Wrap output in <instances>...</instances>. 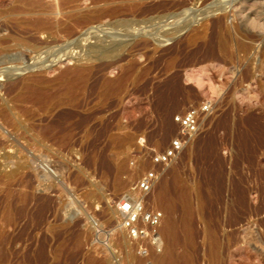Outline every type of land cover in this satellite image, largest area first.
Here are the masks:
<instances>
[{
    "label": "rangeland",
    "instance_id": "374dc122",
    "mask_svg": "<svg viewBox=\"0 0 264 264\" xmlns=\"http://www.w3.org/2000/svg\"><path fill=\"white\" fill-rule=\"evenodd\" d=\"M33 1L0 0V36L53 40ZM95 1L63 5L52 45L89 31L111 58L51 64L14 40L0 57L12 70L0 80V264H159L148 255L170 247L171 218L175 264H264V0ZM134 18L144 31L124 23ZM206 99L201 131L149 195L165 213L161 246L128 240L118 204L178 132L174 115ZM189 185L188 236L179 187Z\"/></svg>",
    "mask_w": 264,
    "mask_h": 264
},
{
    "label": "bare ground",
    "instance_id": "6f19581e",
    "mask_svg": "<svg viewBox=\"0 0 264 264\" xmlns=\"http://www.w3.org/2000/svg\"><path fill=\"white\" fill-rule=\"evenodd\" d=\"M97 1V0H96ZM95 1V2H96ZM101 1V0H100ZM129 1V0H128ZM67 2H70V0H54V2H53V4H51L49 7H47V5L46 6H44V3L43 2H41V0H34L33 2H32V5H33V11H32V13H34L35 15H37L38 17V21H39V25H38V27H36L37 28V30H38V32H47V33H49L48 34V37H51V39H53V40H51V41H49V40H47V39H45V40H39V41H36V39L34 38L33 40L31 39V38H33V37H29V36H25V35H23V34H15V33H10V34H8L7 36H0V57H1V55H2V53L3 52H5L6 53V49H8V47H9V45H11V43H9L11 40H14L15 42H13V43H17V44H15V45H17L18 46V44H22L23 46L25 45V46H27V47H29L28 49H31V51H33V52H36V54H35V56L37 55L38 57L40 56L41 57V55L42 54H45V58H47V60L46 61H50L49 63H54V62H60L61 61V59H65V58H70V59H72V58H75V57H78L79 59H81V61L82 60H84V62L83 63H85V64H89V63H92V62H94L95 60H97L98 58L100 59V58H105V57H110L111 55L110 54H112L109 50H106L105 48H98V46H99V44H98V46L95 44V45H92V44H94V43H92V42H96V41H98V39H100L101 38V36H99V35H97L96 34V36H99L100 38H98V37H94L93 36V34L94 33H89V31H84V32H80L81 34H79L77 37H75L74 39H73V41L69 44V42H70V37H71V32H70V30L68 31V32H70L69 34H67V36H70V37H68L67 38V41H65V42H67L64 46H62V47H60L59 46V48L58 49H56V47H55V45H52V42L53 41H55L54 39V36H53V38H52V35H54V33H56V32H58V30H60V29H64V26H62L63 25V22L62 21H60V19H58V15H62L63 14V5H66V3ZM93 2H94V0H93ZM133 2V1H132ZM131 2V3H132ZM181 1H179L178 3H180ZM217 2V1H216ZM219 2V1H218ZM221 2V1H220ZM226 2H228V1H226ZM232 2V1H231ZM242 4H243V10H245L246 9V6L249 4L250 5V3H252V4H254V3H256V2H258V0H242ZM92 3V2H91ZM129 3V2H128ZM130 3V5L133 7V4H135V2H133V4H131ZM147 3V2H146ZM215 3V2H214ZM77 4V3H76ZM150 4V3H149ZM182 4V3H181ZM181 4H179V5H181ZM215 4H217L216 6L219 8L220 7V5H222V4H220L219 6H218V4L219 3H215ZM241 4V5H242ZM73 5V4H72ZM71 5V6H72ZM126 5V4H125ZM129 5V4H128ZM127 5V6H128ZM136 5H137V2H136ZM225 5V4H224ZM229 5V4H228ZM248 5V6H249ZM74 6V5H73ZM116 6V5H115ZM138 6V5H137ZM182 6V5H181ZM215 6V7H216ZM233 6V5H232ZM235 6V5H234ZM47 7V8H46ZM105 7V6H104ZM111 7H113V6H111ZM117 7H119V5H117ZM120 7H123L124 9L125 8H129V9H127V10H130V6H128V7H125V6H123V5H120ZM141 7V6H140ZM145 7V6H144ZM184 7V6H183ZM217 7H216V9H217ZM221 7H223V6H221ZM113 8H115V7H113ZM111 9V10H114V9ZM187 8V7H186ZM186 8H184L185 9V11H186ZM93 9V8H92ZM101 9V8H100ZM86 10V9H85ZM90 10V9H89ZM126 10V9H125ZM136 10V9H135ZM176 10V9H175ZM91 11V10H90ZM98 13H104L103 11H105V10H98V8H97V10H96ZM95 11V12H96ZM107 11H109V10H107ZM119 11H121L120 9L116 12V13H119ZM122 11H124V10H122ZM177 11V10H176ZM188 11V10H187ZM190 11H193L191 8H190ZM225 11V10H224ZM115 12V11H114ZM189 12V11H188ZM206 13V12H205ZM86 14V13H85ZM114 14V13H113ZM170 15L168 16V17H174L175 15H177V14H175V12H171V13H169ZM75 15L77 16L76 18H75V20H77V22H79V23H88V21H90V19L89 18H87V17H84V15L83 14H81V13H75ZM108 15V14H107ZM110 15V14H109ZM108 15V16H109ZM116 15V14H115ZM68 16V15H67ZM96 16V15H95ZM99 16L100 15H98L97 17L99 18ZM105 16V15H104ZM103 16V17H104ZM93 17V16H92ZM118 17V16H117ZM156 17L157 18H159V19H161L162 17H163V15H159V13H158V15H156ZM67 18V17H66ZM95 18V17H94ZM97 18V19H98ZM116 18V17H115ZM150 18H153V17H150ZM96 19V18H95ZM138 19V18H137ZM136 18H134V19H126L125 21H124V23H128V22H130V26H131V28H133V29H135V30H137L138 31V29L139 28H141V29H139V30H143L144 31V29L145 28H143V27H141L140 26V23L141 22H144L145 23V25L147 24V22H148V20H145V19H143V20H141V21H139V20H137ZM148 19V18H147ZM65 20V19H64ZM72 19H70V21H71ZM115 20H117V19H115ZM118 20H119V18H118ZM150 20H152V19H150ZM154 20V19H153ZM162 20V19H161ZM167 20V19H166ZM76 22V21H75ZM96 22V21H95ZM120 22H123L122 20L120 21ZM149 23H150V21H149ZM91 24V23H90ZM152 24V23H151ZM79 25V24H78ZM84 25H86V24H84ZM111 25V24H110ZM133 25H136V26H133ZM89 26V25H88ZM91 26V25H90ZM138 26V27H137ZM62 27V28H61ZM160 27V26H159ZM143 28V29H142ZM179 28H181V27H179ZM69 28H67V30H68ZM173 29H174V27H173ZM66 30V29H65ZM88 30V29H87ZM90 30H92V29H90ZM94 30V29H93ZM179 29H177V28H175V30H174V32L172 33V32H170L172 35L174 34V33H176L177 31H178ZM181 30V29H180ZM98 31V30H97ZM137 31H135V32H137ZM154 31V30H153ZM157 31V30H156ZM162 31V30H161ZM72 33H73V31H72ZM76 33H77V31H76ZM97 33V32H96ZM168 34L169 36H163V39H161L160 41L162 42H166V41H168L170 38H172V37H170L171 36V34ZM130 34V33H129ZM165 34V33H164ZM179 34V33H178ZM4 35V34H3ZM6 35V34H5ZM27 35V34H26ZM75 36V35H74ZM94 37L95 39L92 41V40H90L89 41V39H90V37ZM29 37V38H28ZM72 37H73V35H72ZM71 37V38H72ZM91 37V38H92ZM61 39V38H60ZM12 42V41H11ZM57 42H58V40H57ZM64 42V43H65ZM56 43V42H55ZM63 43V42H62ZM90 43H91V45H90ZM247 43V42H246ZM245 43V44H246ZM14 45V44H13ZM13 45H12V47H13ZM56 46H57V44H56ZM246 46L248 47V44H246ZM15 47V46H14ZM13 47V48H14ZM246 47V48H247ZM12 48V49H13ZM112 50H114V49H112ZM111 50V51H112ZM30 51V52H31ZM114 55H116V53L114 54ZM113 56V55H112ZM118 56V55H117ZM3 57V56H2ZM44 57V56H43ZM111 58V57H110ZM2 60H3V58H2ZM76 60H78V59H76ZM4 61V60H3ZM110 61V60H109ZM33 62V61H32ZM78 62V61H77ZM80 62V61H79ZM78 62V63H79ZM114 62V61H113ZM112 62V63H113ZM110 63V62H109ZM46 65V64H45ZM37 66V65H36ZM77 66V65H76ZM28 67H30V66H28ZM39 67V66H38ZM91 67V66H90ZM93 67V66H92ZM76 68V67H75ZM77 68H78V71H79V69H80V71H82V70H84L85 68H89V66H85V65H79V66H77ZM41 69V68H40ZM14 70V69H13ZM11 69H9V68H3V67H1L0 66V80H3L5 77L7 78L8 76H10L11 75ZM14 72V71H13ZM85 79H86V77H85ZM2 84L0 83V86H1ZM72 100V99H71ZM61 101V100H60ZM59 101V102H60ZM50 102V101H49ZM58 102V103H59ZM78 103H80V100H79V102ZM55 104V103H54ZM76 106H77V104H76ZM80 106V105H79ZM53 109V108H52ZM7 113V112H6ZM8 120H9V118H7ZM4 124V123H3ZM3 126V125H2ZM1 127V126H0ZM6 129V128H5ZM10 135V134H9ZM63 135V134H62ZM62 137V136H61ZM2 142V141H1ZM19 142V141H18ZM32 148V147H31ZM12 150V149H11ZM40 150V149H39ZM29 151V150H28ZM16 152V151H15ZM14 160V159H13ZM9 161V160H8ZM174 164V163H173ZM172 164V165H173ZM161 179V178H160ZM159 179V180H160ZM158 180V181H159ZM158 183V182H157ZM157 185V184H156ZM156 187V186H155ZM155 189V188H154ZM179 190L181 191V192H183V191H185L186 193H187V196L185 197V199L184 200H182V202H180V206H179V208H181V211L183 212V217H182V219H181V224H184L186 227L184 228V230H183V232L185 233V235H187L188 234V236H189V233H188V226H187V219H186V217H187V215H189L190 214V212H192V211H195L197 208L193 205V203H192V199L190 198L191 197V195L193 196V194L195 193V189H194V187L193 186H186V188H185V186H184V188H183V186H181V188L179 187ZM180 192V193H181ZM198 193V192H197ZM120 204H118V206H117V212L119 213V229L122 231V232H124L127 236H128V234L124 231V229H122V226H121V217L123 216V214L121 213V211H120ZM176 208H177V206L175 205V204H171V205H168V207H167V210H168V212L169 213H174L175 212V210H176ZM164 222V221H163ZM180 222H178L177 220H175L174 218H171L170 220H168L167 221V223H166V234L168 235V238H169V240L171 241L169 244H170V247H168V248H166L164 251H162V252H160V253H150L148 256L150 257H153L154 258V260L156 261V262H158L159 264H175L176 262H175V252H174V249H173V246H172V241H173V238H174V235H175V232H176V228H177V226H178V224H179ZM129 239H131V238H128V240ZM186 240V239H185ZM189 243V242H188ZM188 243H186V244H188ZM176 244V243H175ZM174 244V245H175ZM5 253V252H4ZM7 254H8V252H7ZM183 254V253H182ZM181 254V255H182ZM185 254V253H184ZM9 255V254H8ZM179 255V254H178ZM181 257H183V255L181 256ZM4 259V258H3ZM26 259V258H25ZM5 261V260H4ZM19 262V261H18ZM41 263V262H40ZM32 264V263H31Z\"/></svg>",
    "mask_w": 264,
    "mask_h": 264
},
{
    "label": "built area",
    "instance_id": "2783aa9c",
    "mask_svg": "<svg viewBox=\"0 0 264 264\" xmlns=\"http://www.w3.org/2000/svg\"><path fill=\"white\" fill-rule=\"evenodd\" d=\"M212 101L191 105L174 115L179 130L162 149L148 155V165L133 185V195L122 200L120 211L122 229L135 241H146L153 247L162 244L164 210L149 202L158 180L175 163L201 131L204 118L211 112ZM137 161L134 162V164Z\"/></svg>",
    "mask_w": 264,
    "mask_h": 264
}]
</instances>
